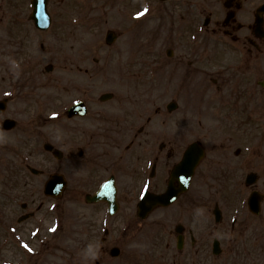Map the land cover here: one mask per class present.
Returning <instances> with one entry per match:
<instances>
[{
  "label": "flooded vegetation",
  "instance_id": "flooded-vegetation-1",
  "mask_svg": "<svg viewBox=\"0 0 264 264\" xmlns=\"http://www.w3.org/2000/svg\"><path fill=\"white\" fill-rule=\"evenodd\" d=\"M49 2L48 8L56 5ZM146 4L152 26L143 40H153V70L176 93L169 95L176 106L170 111L160 98L144 112L138 99L139 112L121 109L108 117L105 103L86 99L87 113L68 119L73 140L56 146V161L67 181L58 203L75 206L72 262L264 264V6L258 11L264 0H128L123 6ZM27 8V0H12L9 117L12 132L38 137L23 104L42 87L27 75L51 62L43 64L40 54L47 30L34 27ZM58 64L63 69L64 59ZM84 85L91 95L93 83ZM63 95L60 85L57 96ZM170 181L172 200L164 196L140 216L143 195L163 194ZM103 186L102 198L87 202ZM249 199L257 210L248 209ZM38 205L30 222L18 225L51 227L49 214L38 220ZM62 228L59 221L56 232Z\"/></svg>",
  "mask_w": 264,
  "mask_h": 264
},
{
  "label": "rangeland",
  "instance_id": "rangeland-1",
  "mask_svg": "<svg viewBox=\"0 0 264 264\" xmlns=\"http://www.w3.org/2000/svg\"><path fill=\"white\" fill-rule=\"evenodd\" d=\"M65 1H73V4L71 3L64 6L69 9L65 11L66 18L82 17V19H92V22H94V27L92 29L95 32L96 45L94 46V50L96 51L97 57V63L95 64L96 94L103 91H110L114 93V97H123V102L124 98L129 96L128 100L125 101L129 104L133 100L136 101L141 93L145 100V108L150 107V104H154L150 102L152 99L154 101V98L160 96L161 98L166 97V100L168 99L167 96L176 95L174 90L167 91V89H165L167 82L161 83L163 91L159 94V90L156 89L155 86L156 79H153L147 72L145 65L136 66L140 71L144 72V74H139L138 76L139 78L143 76L142 83L133 84V87L136 88L131 89L124 83L125 81H129L127 74L130 71H136L133 65L130 64H128V68L125 70L126 63L124 61L133 60L138 62L140 57H144L150 63L153 61V53L150 50L147 51V49L143 48L141 45V36L144 35L147 30H151L150 25L152 22L149 21L148 18L144 17L139 21L140 23L131 22L128 20L127 13H133V11L130 9L126 13V9L123 6L124 4L121 1L111 8H100L99 5L97 7L96 4L98 9H95L92 0H81L78 5L75 4L74 0ZM137 1L139 2L140 0ZM114 4L115 1L112 2V5ZM57 6L58 5H54V11H58ZM60 10H62V8ZM143 22L144 25L142 24ZM83 26L84 28L88 27L85 21H83ZM80 27L82 26L79 25L78 28ZM108 29H112L118 35L116 41L111 46L105 45L104 42V34ZM79 35L81 37V44L83 42L85 43V47L82 49L87 50L92 44L91 39H93L90 31L82 32V30H79ZM62 42H64V44L61 45V50L71 54L72 57H76L80 54L78 53V41L75 44L76 48L70 47V44H73L74 40L71 41L68 36H65ZM61 56L62 53L59 55V58ZM85 65H87V63ZM0 77L1 95L9 91V89L5 90L3 88L9 87V83L12 81V0H0ZM68 78L76 81L77 76L72 75L67 68L63 70L58 69L48 75V79L42 87V90L33 91V99L43 105L40 107H43L45 112L55 111L56 106L54 104L56 103L52 102V99L56 98V83L59 80L65 81ZM32 81L36 82L37 80L32 79ZM84 81L85 79L79 80L80 83ZM71 97H73V95H69L65 99ZM181 99L185 102L183 94H181ZM118 100L112 101V104H105L104 109L108 117L120 114L121 109L124 110L123 114L128 113L124 107V103L114 104L118 102ZM155 102L160 103L161 99ZM40 107L36 106V108ZM11 110L12 105L9 107V111ZM33 125L42 132L48 134L54 133V137H48L47 140L49 138L53 139L57 146L69 141L68 137H70V135L67 134L66 131L58 133L56 124L44 122L41 124L40 122H34ZM197 129L200 128L197 127ZM5 138L7 140L10 138L12 140L9 133H0V143L5 140ZM71 139L73 140V137L70 138V140ZM44 140L41 134L31 139L33 143L31 148L34 149L27 153L20 152L19 148H16L14 152L9 145L0 147V264H12L14 260H17L18 264H64L66 260L71 259L68 254L72 253L77 230L74 227V222H71L69 219L63 223V228L56 235L50 237L45 234L37 240H33L30 247V250L35 251L33 254L27 253V255H25L20 249H15V240L10 234L5 232L6 227H11L12 221H14L21 212L24 213L30 210L34 202L44 201L45 197H43L44 195L42 193L43 182L48 172L56 170L58 166L53 159H50L47 154L42 151V147L38 148ZM27 165H32L40 169L41 175L30 173ZM12 176L14 177L13 184ZM12 196L16 198V204H12ZM6 197H8V200ZM24 199H29L28 207L22 210L17 205ZM78 210L80 209L78 208L77 211ZM66 212L70 216L73 214L69 208H67ZM25 226L29 227V225ZM18 230L21 232L24 231L21 229ZM10 232L12 233V231ZM17 237L24 239L23 234L17 235ZM47 237L50 238L48 242H46ZM45 242L47 243L46 246L44 245ZM47 252H49V254H47ZM65 253L67 254L65 255ZM63 258H66L65 261H63Z\"/></svg>",
  "mask_w": 264,
  "mask_h": 264
},
{
  "label": "water",
  "instance_id": "water-1",
  "mask_svg": "<svg viewBox=\"0 0 264 264\" xmlns=\"http://www.w3.org/2000/svg\"><path fill=\"white\" fill-rule=\"evenodd\" d=\"M34 2V17L36 18V21L38 23L37 26H40V27H44L46 25V22L44 20L45 18V15H44V9H45V6H44V3L46 2V0H32ZM113 38V34L112 33H108L106 35V40L107 41H110L111 39ZM107 97V96H105ZM5 127H9V121H6L5 122ZM59 178L57 176H52L51 179L47 182L46 184V192L48 193H54L55 192H59V189L60 187L62 186V183L60 184L59 182Z\"/></svg>",
  "mask_w": 264,
  "mask_h": 264
}]
</instances>
